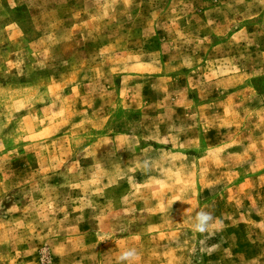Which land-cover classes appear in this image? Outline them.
I'll return each mask as SVG.
<instances>
[{
	"label": "rangeland",
	"instance_id": "374dc122",
	"mask_svg": "<svg viewBox=\"0 0 264 264\" xmlns=\"http://www.w3.org/2000/svg\"><path fill=\"white\" fill-rule=\"evenodd\" d=\"M130 249L264 264V0H0V264Z\"/></svg>",
	"mask_w": 264,
	"mask_h": 264
},
{
	"label": "clouds",
	"instance_id": "9594fccd",
	"mask_svg": "<svg viewBox=\"0 0 264 264\" xmlns=\"http://www.w3.org/2000/svg\"><path fill=\"white\" fill-rule=\"evenodd\" d=\"M213 217L210 212L204 211L203 209L197 212L195 220L196 223L194 228L196 231L204 232L209 227L210 221H212ZM138 254L135 249H130L124 251L118 257V264H123V262H130L133 259L137 258Z\"/></svg>",
	"mask_w": 264,
	"mask_h": 264
}]
</instances>
